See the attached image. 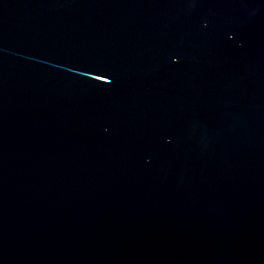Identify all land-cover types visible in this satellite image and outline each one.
Wrapping results in <instances>:
<instances>
[{
    "label": "water",
    "instance_id": "obj_1",
    "mask_svg": "<svg viewBox=\"0 0 264 264\" xmlns=\"http://www.w3.org/2000/svg\"><path fill=\"white\" fill-rule=\"evenodd\" d=\"M0 264H264V0H0Z\"/></svg>",
    "mask_w": 264,
    "mask_h": 264
}]
</instances>
